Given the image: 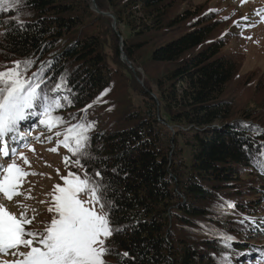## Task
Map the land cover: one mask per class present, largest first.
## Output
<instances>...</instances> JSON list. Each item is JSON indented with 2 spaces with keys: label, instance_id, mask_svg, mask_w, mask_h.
<instances>
[{
  "label": "trees",
  "instance_id": "1",
  "mask_svg": "<svg viewBox=\"0 0 264 264\" xmlns=\"http://www.w3.org/2000/svg\"><path fill=\"white\" fill-rule=\"evenodd\" d=\"M224 26L193 0H19L0 12V70L33 59L31 77L50 61L49 84L67 81L59 96L71 106L54 113L67 122L56 130L93 105L97 158L84 162L115 185L125 231L108 243L129 253L124 264L262 259L264 72L240 75L245 59L225 52ZM38 128L35 118L22 122L27 139L15 146ZM244 217L255 223L241 225ZM218 234L235 237L231 248ZM105 259L122 264L118 254Z\"/></svg>",
  "mask_w": 264,
  "mask_h": 264
},
{
  "label": "snow or ice",
  "instance_id": "2",
  "mask_svg": "<svg viewBox=\"0 0 264 264\" xmlns=\"http://www.w3.org/2000/svg\"><path fill=\"white\" fill-rule=\"evenodd\" d=\"M19 0H0V12L17 7ZM19 22V17H16ZM247 20V17L244 18ZM239 26V23H237ZM23 29V23H19ZM3 35V33H0ZM36 63L33 59L14 61L11 67L0 70V197L3 201L13 202L16 197L30 200L31 188L23 189L27 177L37 175L26 170V167L17 163V158L24 166L30 167L27 156L15 146L21 140L27 139V131L21 129V124L30 118H35L39 126H43L50 133L67 122L60 115H54L58 110L71 106V101L60 97L59 93L66 89L67 81L60 77L59 81H52L44 74L51 66V62L41 63L40 68L27 75L29 69ZM105 90L94 101L95 104L103 102ZM67 103L62 104L61 100ZM92 104L86 105L82 111L84 116L72 117L78 122L70 124L61 132L57 130L56 146L48 150L57 153L63 147L70 156H64L63 162L69 170L62 176V184L54 185L50 195L47 212L51 213L50 222L45 223L43 230L30 228L36 219V209H29L26 204L17 202L19 215L13 213L7 204L0 201V256H11V260L0 259V264H107V255L118 254L122 264L129 257L127 251L116 253L114 243L108 241L114 235L123 234L124 227L114 219L120 210L117 203L116 188L111 180L106 181L102 171L95 168L89 171L84 161L94 160L97 157L91 151L92 137L90 132L95 129V122L87 121L88 110ZM249 130L259 133V129L244 125ZM53 137H48L52 142ZM36 140H40L37 136ZM255 143V141H253ZM25 148L34 152L29 143ZM259 155L264 156V143L257 145ZM259 160V156L257 157ZM258 166L264 174V161ZM72 167L81 169L79 172L71 170ZM115 171V169H113ZM59 175V169H57ZM46 203V201H40ZM228 207L235 208L230 202ZM31 211L32 215H29ZM245 221L249 225L255 221L244 217L239 223ZM224 246L231 248L235 237L228 234H218ZM262 259L257 264H264ZM225 264H231L224 257Z\"/></svg>",
  "mask_w": 264,
  "mask_h": 264
},
{
  "label": "rangeland",
  "instance_id": "3",
  "mask_svg": "<svg viewBox=\"0 0 264 264\" xmlns=\"http://www.w3.org/2000/svg\"><path fill=\"white\" fill-rule=\"evenodd\" d=\"M193 3L203 5L208 11H215L217 19L225 23L222 29V35L226 40L225 52L241 54L245 59L240 75L255 70L264 72V0H193ZM245 17L247 20L244 19ZM121 60H123L122 57ZM132 101L134 105H140L138 97L132 96ZM56 131L53 129L50 133L43 126H39L35 130L34 138L28 142L34 152L25 147L19 149L27 156L30 167L24 166L18 158L17 163L26 167L27 171L37 173V175L28 176L27 183L23 186L25 191L31 188L33 198L24 200L23 197H16L13 202H7L0 197V201L6 203L10 211L17 215L20 211L16 207L17 202L26 204L29 209H36V219L29 227L38 230H43L45 223L50 222L51 213L47 212L48 202H50L49 194L54 185L62 184L61 177L67 175L69 170L63 162L64 156L71 158V154H68L66 149L61 147L57 153L48 150L56 146L57 139L63 138L62 136L57 138ZM37 136L40 137L39 141L36 140ZM49 136L53 137L51 143L48 142ZM0 162H4L3 159ZM57 169H59V175ZM40 201H46V203L42 204ZM29 215H32L31 211ZM258 235L259 233L256 234ZM262 236L264 240V235ZM0 259L11 260L12 257L0 256Z\"/></svg>",
  "mask_w": 264,
  "mask_h": 264
},
{
  "label": "water",
  "instance_id": "4",
  "mask_svg": "<svg viewBox=\"0 0 264 264\" xmlns=\"http://www.w3.org/2000/svg\"><path fill=\"white\" fill-rule=\"evenodd\" d=\"M91 2L93 3V0H91ZM112 27H114V23H113ZM122 59L125 60L123 56H122Z\"/></svg>",
  "mask_w": 264,
  "mask_h": 264
},
{
  "label": "bare ground",
  "instance_id": "5",
  "mask_svg": "<svg viewBox=\"0 0 264 264\" xmlns=\"http://www.w3.org/2000/svg\"><path fill=\"white\" fill-rule=\"evenodd\" d=\"M69 154V153H68Z\"/></svg>",
  "mask_w": 264,
  "mask_h": 264
}]
</instances>
